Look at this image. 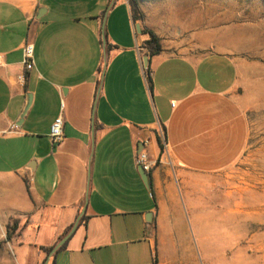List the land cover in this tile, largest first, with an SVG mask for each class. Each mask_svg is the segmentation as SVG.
<instances>
[{"label":"crops","instance_id":"0c3cea01","mask_svg":"<svg viewBox=\"0 0 264 264\" xmlns=\"http://www.w3.org/2000/svg\"><path fill=\"white\" fill-rule=\"evenodd\" d=\"M136 24L127 0H0V264L208 256L203 180L231 168L248 139L237 64L217 51L150 55ZM142 151L160 161L148 184Z\"/></svg>","mask_w":264,"mask_h":264},{"label":"rangeland","instance_id":"374dc122","mask_svg":"<svg viewBox=\"0 0 264 264\" xmlns=\"http://www.w3.org/2000/svg\"><path fill=\"white\" fill-rule=\"evenodd\" d=\"M167 55L217 51L238 68L233 90L248 139L229 169L203 180L209 254L196 264H264V0H138L133 13Z\"/></svg>","mask_w":264,"mask_h":264},{"label":"built area","instance_id":"2783aa9c","mask_svg":"<svg viewBox=\"0 0 264 264\" xmlns=\"http://www.w3.org/2000/svg\"><path fill=\"white\" fill-rule=\"evenodd\" d=\"M23 57H24V65L25 70L30 71L33 68V45L31 43H26L23 48ZM18 79L23 82L24 76L21 75L18 77ZM62 126H63V120L62 117H57L52 125L50 126L49 130V138L52 143L60 142L62 139ZM161 142L162 148L165 146V139H164V133L162 130L159 131L157 136ZM160 161L159 160H151L148 153L145 151H142L138 153L135 163L136 166L141 168L143 172L147 175V177L152 173L154 168L158 165Z\"/></svg>","mask_w":264,"mask_h":264},{"label":"trees","instance_id":"16d2710c","mask_svg":"<svg viewBox=\"0 0 264 264\" xmlns=\"http://www.w3.org/2000/svg\"><path fill=\"white\" fill-rule=\"evenodd\" d=\"M127 2L130 7L132 20L133 22H137L138 19L133 16V13L138 11V0H127ZM141 32L142 34H146L148 36V40L144 42V47L147 49L148 53L150 55H158L161 52V47H160L157 36L150 30L141 29ZM162 131L164 133V129H162ZM157 144H158L160 151H162L163 148H162L161 142L158 137H157ZM17 227H18L17 220H12L11 224H8L6 226L5 240L8 241L12 237V235L17 230ZM51 250L52 248H48L45 250V252L48 253Z\"/></svg>","mask_w":264,"mask_h":264},{"label":"water","instance_id":"95a60500","mask_svg":"<svg viewBox=\"0 0 264 264\" xmlns=\"http://www.w3.org/2000/svg\"><path fill=\"white\" fill-rule=\"evenodd\" d=\"M136 29L138 30V32H141V28H140V25L139 24H136ZM144 62L147 63V56L144 57ZM140 174L142 176V179L144 180V182H146L148 184V177L147 175L143 172V170L140 168ZM62 244V241L59 243L58 246H60ZM56 248L53 250L55 251Z\"/></svg>","mask_w":264,"mask_h":264}]
</instances>
